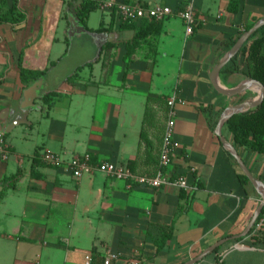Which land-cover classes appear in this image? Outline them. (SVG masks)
Instances as JSON below:
<instances>
[{"label":"crops","instance_id":"0c3cea01","mask_svg":"<svg viewBox=\"0 0 264 264\" xmlns=\"http://www.w3.org/2000/svg\"><path fill=\"white\" fill-rule=\"evenodd\" d=\"M15 1L25 20L0 22V189L21 174L0 197V264H87V256L104 264L110 255V264H186L225 238L194 264H264V240H254L253 227L239 236L262 193L241 180L204 109L222 114L259 95L226 96L211 73L228 43L264 18V0H112L173 10L132 51L127 45L149 17L124 27L116 8H100L110 0H92V32L76 15L83 0H0V15ZM188 6L197 21L191 34L179 15ZM21 66L46 72L27 82ZM243 72H221L219 82L234 88L249 79ZM172 111L177 147L163 169L171 182L155 187L100 170L76 178L67 168L90 153L94 165L113 161L156 177ZM222 133L231 141L226 123ZM237 148L264 181V153ZM47 151L65 163L45 162ZM181 176L188 190L174 182ZM258 235L264 239V228Z\"/></svg>","mask_w":264,"mask_h":264},{"label":"trees","instance_id":"16d2710c","mask_svg":"<svg viewBox=\"0 0 264 264\" xmlns=\"http://www.w3.org/2000/svg\"><path fill=\"white\" fill-rule=\"evenodd\" d=\"M96 7L94 1L83 0L80 6L76 9V15L82 24L84 30L92 32L93 30L87 26L86 18L90 12ZM26 18V13L19 7L18 1H15L13 6L5 13L0 15V22H9L13 24H19ZM144 22L135 32L128 45L130 51L139 44L141 40L146 39L151 33L158 32L161 29L162 20L155 18H148L143 20ZM124 27H135V22H123ZM251 28L248 27L246 30ZM237 39L229 42V45H234ZM79 67L77 70H80ZM21 78L23 81H31L45 74L44 71H30L23 66L20 68ZM245 71V72H243ZM226 75H230L237 72H243L249 78H254L261 81L264 84V25L260 27L244 44L240 51L225 65L221 71ZM50 95L45 97V100H49ZM204 109L208 111V118L210 126L215 130L221 111H215L213 105H206ZM226 130L231 136L233 145L237 147H246L249 150L256 151L258 153H264V99L255 108H252L246 112L234 114L226 122ZM238 149V148H237ZM20 172L7 177L3 180V188L0 189V197H3L7 187H15L17 180L20 177ZM240 178L243 182H249V177L242 172ZM264 215V207L260 216ZM253 230L251 231V234ZM254 240H264L260 238L258 234H252Z\"/></svg>","mask_w":264,"mask_h":264},{"label":"built area","instance_id":"2783aa9c","mask_svg":"<svg viewBox=\"0 0 264 264\" xmlns=\"http://www.w3.org/2000/svg\"><path fill=\"white\" fill-rule=\"evenodd\" d=\"M102 9H113L116 8L120 13V17L125 22H135L142 20L146 17L155 18L157 20H162L173 13L170 6H160L155 5L152 7H146L140 3H119L116 4L114 1H106L100 5ZM179 15L185 20L187 27V34H191L196 26L195 10L193 6H188L185 9L179 11ZM175 100L171 99L170 104L173 107ZM173 117L170 119L167 131L164 137L163 150L160 157V173L153 178L149 177H137L135 174L125 166L118 165L113 161H102L96 165L91 163L92 156L90 153H85L83 155L73 156L70 160L66 162L67 168L70 170L72 175L76 178H81L85 174H90L94 170H100L109 176L116 177L118 179H129L131 181H136L139 184L150 185V186H161L163 184L171 182V180L164 175L163 169L167 167L171 162L176 152L177 144L173 139L174 133V111H172ZM4 139L0 137V148H3ZM42 158L45 162L50 164H61L63 161L62 157L54 152H44ZM65 163V162H64ZM178 185L185 189H189L188 182L185 177L181 176L176 181ZM262 202V201H261ZM264 228V215L259 216L253 225V233L258 234ZM115 255H110L105 260L104 264H110L112 257ZM91 257L87 256V264H90ZM132 264H139L138 260L132 261Z\"/></svg>","mask_w":264,"mask_h":264},{"label":"water","instance_id":"95a60500","mask_svg":"<svg viewBox=\"0 0 264 264\" xmlns=\"http://www.w3.org/2000/svg\"><path fill=\"white\" fill-rule=\"evenodd\" d=\"M264 25V18L257 21L249 30L245 31L239 39L236 41V43L231 47V49L228 51L224 59L213 68L211 73V81L214 85V87L219 91L220 93L226 95V96H236L243 92L248 91L249 89H257L259 92V95L251 100H245L239 104H236L234 106H231L224 110V112L221 114L218 124L215 128V133L220 137L221 141L225 145V147L230 151V153L235 157L237 162L239 163L241 169L243 172L249 177L250 181L253 183V185L262 193V202L260 206L258 207L257 211L254 213L247 229L239 236H245L247 235L250 230L252 229L255 221L260 216L262 209L264 207V181L255 177V175L251 172L249 167L247 166L244 159L239 154L236 147L233 145L229 139L225 137V135L222 133V127L223 125L231 118L234 114L246 112L252 108L257 107L264 99V84L254 78H249L246 82H243L239 85H237L234 88H226L223 87L219 82V75L222 71V69L225 67V65L240 51L242 46L246 43V41L260 28ZM228 241V238L222 239L215 243L214 245L210 246L208 249H206L199 257L193 259L192 261H189L186 264H194L199 259H202L206 254L213 251L223 243Z\"/></svg>","mask_w":264,"mask_h":264},{"label":"rangeland","instance_id":"374dc122","mask_svg":"<svg viewBox=\"0 0 264 264\" xmlns=\"http://www.w3.org/2000/svg\"><path fill=\"white\" fill-rule=\"evenodd\" d=\"M81 39H83V38H80L78 41H76L75 43L77 44L79 41H81Z\"/></svg>","mask_w":264,"mask_h":264}]
</instances>
